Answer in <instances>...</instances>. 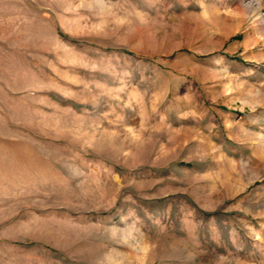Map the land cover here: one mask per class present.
<instances>
[{
    "label": "rangeland",
    "instance_id": "374dc122",
    "mask_svg": "<svg viewBox=\"0 0 264 264\" xmlns=\"http://www.w3.org/2000/svg\"><path fill=\"white\" fill-rule=\"evenodd\" d=\"M0 264H264V0H0Z\"/></svg>",
    "mask_w": 264,
    "mask_h": 264
}]
</instances>
